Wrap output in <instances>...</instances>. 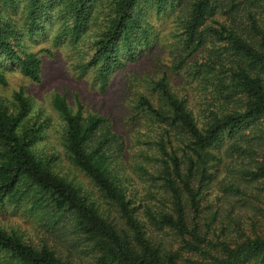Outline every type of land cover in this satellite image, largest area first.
Instances as JSON below:
<instances>
[{"label": "trees", "instance_id": "1", "mask_svg": "<svg viewBox=\"0 0 264 264\" xmlns=\"http://www.w3.org/2000/svg\"><path fill=\"white\" fill-rule=\"evenodd\" d=\"M54 14L59 37L90 34L101 82L124 64L119 55L134 61L152 46L154 18L170 17L179 36L171 69L203 95L192 105L166 75L138 92L134 108L155 126L144 164L126 162V139L109 118L54 95L67 158L87 184L36 149L44 123L22 88L0 98V208L22 204L55 235L60 224L88 264H264V0H0V67L40 82L39 52L23 46L17 22L32 35ZM129 170L149 175V187ZM0 251L20 264H85L47 235L1 224Z\"/></svg>", "mask_w": 264, "mask_h": 264}, {"label": "rangeland", "instance_id": "2", "mask_svg": "<svg viewBox=\"0 0 264 264\" xmlns=\"http://www.w3.org/2000/svg\"><path fill=\"white\" fill-rule=\"evenodd\" d=\"M159 18L152 20L157 29L152 46L149 49H137L133 55L134 61L119 55L124 64L111 67L103 82L97 77L96 68L89 63L93 55L89 33L83 34L76 42H73L70 36L59 37L61 22L55 14L51 19H41L40 26L34 29L32 35L26 31L28 21L20 18L17 22L24 33L21 38L23 46L26 50L39 52L42 66L41 81L32 82L17 68L7 69L1 66L7 78V85H0V98L11 99L12 93L19 88L30 97L31 116L44 123L42 138L37 142L36 149L56 155L58 173L88 183L82 172L67 158L62 140L64 122L53 108L54 95H63L73 111H76L80 104L83 114L92 113L109 118L113 130L126 139V162L132 159L143 164L145 159L140 153L141 150L150 153L155 126L135 110L138 92L148 93L146 90L148 82L166 75L178 95L187 96L192 105H197L201 101L203 92L197 83L195 81L188 83L186 73L183 71L176 73L171 69L178 50L175 48L179 36L175 34L177 30L175 31L170 17ZM141 155L144 156V153ZM129 172L138 188L149 187L151 184L149 175L132 170ZM0 224L6 229L21 231L26 237L33 239L38 238L39 234L47 235L59 252L65 254L68 251L72 259L83 260L88 264L90 257L86 252H79L77 248L70 246L69 241H64L68 233L61 232L63 230L59 229L60 224L55 225L58 235L48 232L41 217L26 210L22 204L19 206L5 204L1 207ZM0 264L20 263L10 254L0 251Z\"/></svg>", "mask_w": 264, "mask_h": 264}]
</instances>
